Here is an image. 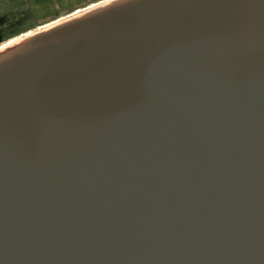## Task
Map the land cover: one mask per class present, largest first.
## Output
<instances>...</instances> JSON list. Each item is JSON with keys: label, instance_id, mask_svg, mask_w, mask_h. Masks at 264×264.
Instances as JSON below:
<instances>
[{"label": "water", "instance_id": "water-1", "mask_svg": "<svg viewBox=\"0 0 264 264\" xmlns=\"http://www.w3.org/2000/svg\"><path fill=\"white\" fill-rule=\"evenodd\" d=\"M0 264H264V0H153L0 68Z\"/></svg>", "mask_w": 264, "mask_h": 264}, {"label": "bare ground", "instance_id": "bare-ground-1", "mask_svg": "<svg viewBox=\"0 0 264 264\" xmlns=\"http://www.w3.org/2000/svg\"><path fill=\"white\" fill-rule=\"evenodd\" d=\"M153 0H108L93 8L73 16L60 18L55 23L47 24L33 32L19 36L0 48V68L7 63L17 60L31 51L80 31L81 29L103 21L115 14L142 5Z\"/></svg>", "mask_w": 264, "mask_h": 264}, {"label": "rangeland", "instance_id": "rangeland-1", "mask_svg": "<svg viewBox=\"0 0 264 264\" xmlns=\"http://www.w3.org/2000/svg\"><path fill=\"white\" fill-rule=\"evenodd\" d=\"M78 1L0 0V48L23 35L21 32H33L41 26L55 23L60 18L73 16L108 0Z\"/></svg>", "mask_w": 264, "mask_h": 264}, {"label": "trees", "instance_id": "trees-1", "mask_svg": "<svg viewBox=\"0 0 264 264\" xmlns=\"http://www.w3.org/2000/svg\"><path fill=\"white\" fill-rule=\"evenodd\" d=\"M38 27V26H37ZM34 29V28H33ZM31 30V29H30ZM27 31H25V32H22V34H24V33H26ZM20 35H21V33H20ZM18 36H19V34H18ZM9 40V39H8ZM6 42V41H5Z\"/></svg>", "mask_w": 264, "mask_h": 264}, {"label": "crops", "instance_id": "crops-1", "mask_svg": "<svg viewBox=\"0 0 264 264\" xmlns=\"http://www.w3.org/2000/svg\"><path fill=\"white\" fill-rule=\"evenodd\" d=\"M79 1H80V0H79ZM79 1H78V2H79ZM21 33H22V32H21ZM19 34H20V33H19ZM17 35H18V34H17ZM8 39H10V38H8Z\"/></svg>", "mask_w": 264, "mask_h": 264}]
</instances>
